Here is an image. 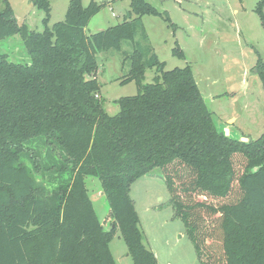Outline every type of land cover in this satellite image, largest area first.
<instances>
[{"label": "trees", "instance_id": "1", "mask_svg": "<svg viewBox=\"0 0 264 264\" xmlns=\"http://www.w3.org/2000/svg\"><path fill=\"white\" fill-rule=\"evenodd\" d=\"M82 1L71 0L65 20L49 27L50 1L33 0L47 14L35 32L3 0L0 42L20 36L30 61L0 54V264H117L110 250L117 228L134 264H159L130 196L135 181L155 173L200 264H264V133L241 143L219 131L192 68L164 71L157 55L147 62L139 49L126 57L122 81L135 82L138 94L109 115L98 55L134 41L144 17L166 19L147 0H132L122 24L87 35L104 4ZM255 10L264 27V0ZM173 54L184 58L179 48ZM256 71L264 90V63ZM88 177L102 184L110 231Z\"/></svg>", "mask_w": 264, "mask_h": 264}, {"label": "rangeland", "instance_id": "2", "mask_svg": "<svg viewBox=\"0 0 264 264\" xmlns=\"http://www.w3.org/2000/svg\"><path fill=\"white\" fill-rule=\"evenodd\" d=\"M8 1L19 24H26L31 31H44L47 14L34 6L33 0ZM49 1L48 26L53 27L65 20L71 0ZM104 1H82L84 8L104 4L88 24L87 35L122 24L132 0ZM260 1L147 0L166 20L144 17V29L139 30L134 41L124 42L120 51L98 55L97 79L107 113L118 114L117 102L138 94L135 82L122 81L130 71L126 57L139 49L147 62L157 55L164 71L190 66L217 126H230L234 139H258L264 133V90L256 71L257 64L264 63V27L255 10ZM3 9L4 2L0 0V12ZM175 48L184 58L173 54ZM0 54L14 63L30 61L20 36L0 42ZM157 70L146 72L145 85L154 82ZM39 181L46 184L41 178ZM86 186L100 222L105 231H110V209L100 180L88 177ZM47 191L52 188L48 186ZM130 196L139 215L144 244L159 264H200L185 225L175 214L164 180L144 176L133 183ZM110 250L117 264H134L118 228Z\"/></svg>", "mask_w": 264, "mask_h": 264}, {"label": "water", "instance_id": "3", "mask_svg": "<svg viewBox=\"0 0 264 264\" xmlns=\"http://www.w3.org/2000/svg\"><path fill=\"white\" fill-rule=\"evenodd\" d=\"M103 3H108V0H105ZM128 17H130V15H128ZM229 124H233L231 122H229ZM217 125V124H216ZM218 127V126H217ZM219 131H225L227 136H229L230 138L234 139L233 136H232V133H231V128L230 126H226V127H223L222 129H220L218 127ZM234 140L238 141V142H241V143H251L253 140H249V139H246V138H235ZM150 177H157V178H160L161 180H164L165 181V178L163 177V175H155V174H151V175H148Z\"/></svg>", "mask_w": 264, "mask_h": 264}]
</instances>
